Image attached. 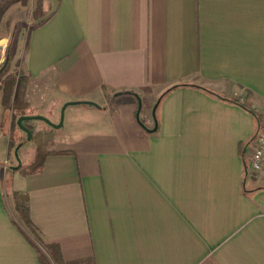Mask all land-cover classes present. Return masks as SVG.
<instances>
[{"label": "crops", "instance_id": "0c3cea01", "mask_svg": "<svg viewBox=\"0 0 264 264\" xmlns=\"http://www.w3.org/2000/svg\"><path fill=\"white\" fill-rule=\"evenodd\" d=\"M43 11L20 58L24 100L52 115L97 107L77 110L85 122L55 139L69 154L40 173L0 162V264H41L38 242L64 262L264 264V183L245 171L257 120L218 99L264 116V0H45ZM13 192L28 195L31 229L12 217Z\"/></svg>", "mask_w": 264, "mask_h": 264}, {"label": "rangeland", "instance_id": "374dc122", "mask_svg": "<svg viewBox=\"0 0 264 264\" xmlns=\"http://www.w3.org/2000/svg\"><path fill=\"white\" fill-rule=\"evenodd\" d=\"M44 1L45 0H0V70L4 66V68H6L4 74H9L10 72L14 71V64L17 60H19L20 63L22 50L24 49V44L29 34L45 18V13L43 11ZM8 53L11 54L12 58L9 66L7 65ZM16 80V83L18 86H20L22 84L21 78L17 76ZM21 86H24V84ZM17 93L18 90L13 88L9 97V101L7 102V105L10 106V110L7 109L6 106H3L5 114L3 115V120L0 123V138L5 140L6 143V147L4 144H0V162L3 165V171L7 170L8 172L9 166L13 167L16 166V164L18 165L15 156V149L18 146L19 147L16 155L20 163L25 165L28 163L37 147L44 146L45 149H54V146L51 148V142H53L55 145L56 136L61 135L62 130L68 127L69 124L74 125L73 122H85L84 116L77 114V110L83 108L82 105L68 106L67 108L69 109L66 112L64 111L62 126L60 129H53L45 122L38 120L27 121V124L30 126L31 133V138L29 141H27V135L25 132L20 130L17 125V120L20 118L18 117V112L20 111L13 112L11 109V104L16 98L15 96H17ZM18 96L20 101L27 103L24 100L23 93H20L19 91ZM28 106L29 107L27 110H24V114L26 116L40 115L48 119L53 124L59 123L60 112H58L57 115H52L50 111L52 106H50L51 108L48 107L47 109L40 107L33 108V106L29 104ZM48 116H50L53 120H50ZM144 120L145 111L143 110L140 103V110L138 114V121L140 125L144 123ZM8 145H11L9 155H7ZM3 183L4 191L6 192L8 190L9 182L7 177L5 178V175L3 178ZM5 198L7 201H9L8 194H6ZM13 216L17 220L14 212L12 211V217ZM17 223L22 229L27 230L21 222L17 221ZM26 234L28 235V238L35 241V238L30 235L29 231H26ZM39 254L44 260H49L42 247L39 250Z\"/></svg>", "mask_w": 264, "mask_h": 264}, {"label": "trees", "instance_id": "16d2710c", "mask_svg": "<svg viewBox=\"0 0 264 264\" xmlns=\"http://www.w3.org/2000/svg\"><path fill=\"white\" fill-rule=\"evenodd\" d=\"M11 54L8 53V61H7V65L9 66V64L11 63ZM18 68H19V60H17L14 64V71L10 72L9 74H4L6 68H4V70L2 71V73L0 74V92L2 93V104L3 106L7 107V109L10 110V106L7 105V102L9 101V97L11 95V92L13 90V88L15 89V87H17L16 89L18 90L17 96H15L13 103L11 104V109L13 112L15 111H20L18 112V117L21 116H26L24 114V110H27V108L29 107L27 103L20 101L18 98V94L19 91L20 93H23L24 86H21L22 84H25L26 80L25 78H21V85L18 86L17 82V76H19V72H18ZM15 85V86H14ZM186 86V85H184ZM198 88V87H197ZM174 89V88H172ZM207 93L216 96L215 94H213L210 91H207ZM218 97V96H216ZM218 99L222 100V101H226L228 103L237 105L241 108H243L244 110H246L247 112H249L250 114H252L254 116V118L258 121L260 116L254 112L253 109L250 108V106L247 103L244 102H240V100L238 98H231V97H218ZM24 127H26L29 131H30V126L27 124V121H24L22 124ZM54 146V143L51 142V148ZM10 148L11 145H8L7 147V155H9L10 152ZM57 154H69V152H58L55 151L53 148L52 149H45L44 146H40L37 147L36 150L33 152V155L31 156L30 160L28 161V163L24 164H20L16 166H9L8 168L11 170H13L14 172L19 173L21 176L26 177L29 175H33V174H37L40 173L42 171L43 165H44V161L45 159L50 156V155H57ZM13 202H14V214L15 217L17 218L16 221L21 222L25 228H29L31 229V222H30V218H29V199H28V195L25 193H21V192H13ZM40 245V247L43 248V250L45 251V253L47 254L49 260H44L41 255L39 254V260L41 262V264H92L91 261L86 260V261H74V262H64L62 259V255L60 252V249L57 245L55 244H43L41 242L38 243ZM52 262V263H51Z\"/></svg>", "mask_w": 264, "mask_h": 264}, {"label": "built area", "instance_id": "2783aa9c", "mask_svg": "<svg viewBox=\"0 0 264 264\" xmlns=\"http://www.w3.org/2000/svg\"><path fill=\"white\" fill-rule=\"evenodd\" d=\"M246 175L264 183V116L256 124V132L245 146Z\"/></svg>", "mask_w": 264, "mask_h": 264}, {"label": "water", "instance_id": "95a60500", "mask_svg": "<svg viewBox=\"0 0 264 264\" xmlns=\"http://www.w3.org/2000/svg\"><path fill=\"white\" fill-rule=\"evenodd\" d=\"M3 68H4V66L1 68L0 72L3 70ZM72 105H89V106L97 107L96 104H94L92 102H88V101L67 102V103L63 104V106L61 107V110H60V118H59V123L58 124H53L48 119H46L45 117H42L40 115H34V116H21L17 120V125H18V127H19L20 130H22L23 132H25V134L27 135V141H29L30 138H31V133H30V131L26 127H24L22 125V122H24V121H31V120H38V121L45 122L46 124H48L53 129H59L62 126V120H63V115H64L65 109L68 106H72ZM156 106H157V103H156V105H155V107L153 108V111H152L153 117L155 116L154 114H155ZM139 110H140V100L138 99V108H137V111H136V119L137 120H138ZM155 130H156V122H155V126H154V128L152 130L146 129V131L148 133L154 132ZM18 147L15 149V156H16V160L18 162V165H20L21 163H20V161H19V159H18V157L16 155V152L18 150Z\"/></svg>", "mask_w": 264, "mask_h": 264}]
</instances>
